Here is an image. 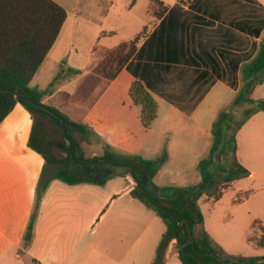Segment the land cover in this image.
Listing matches in <instances>:
<instances>
[{
  "label": "crops",
  "instance_id": "0c3cea01",
  "mask_svg": "<svg viewBox=\"0 0 264 264\" xmlns=\"http://www.w3.org/2000/svg\"><path fill=\"white\" fill-rule=\"evenodd\" d=\"M53 1L65 9L67 17L56 42L35 74L41 72L47 62L56 65L46 88L38 84L32 86L47 90L46 95L55 89L56 83L79 77L87 71L95 60L93 47L96 43L116 34L114 30L105 31L106 22L116 9L128 7L127 10L131 11L143 2ZM162 1L168 5V10L154 23L118 76L108 80L99 73L100 66L110 56V50L103 58L98 57L101 65L93 66L94 71L97 77L107 81H115L124 75L128 89L134 80L141 81L158 104L153 123L162 118L172 124L177 119L185 132V140L200 141L202 136H212L214 120L230 104L240 87L242 65L255 55L257 49L249 57L251 35L248 18L243 8L230 3L232 0ZM255 1L264 9V0ZM145 2L147 14L149 0ZM148 18L147 23L151 20ZM66 27L79 31V34L77 38L70 34L67 40L70 50L58 55L55 50ZM263 36L264 29L258 44ZM62 63L65 69L61 68ZM118 94L112 85L106 86L95 104H100L106 96L115 98ZM44 104L56 107L66 115L56 102ZM103 109L109 110L107 106ZM257 115L263 118L264 111L251 118ZM31 127L30 112L19 103L0 123V264H153L157 244L166 225H162L161 217L155 211L151 213L152 208L132 196L134 182L124 190L128 198L122 201L115 199V192L106 189L105 183L68 184L52 179L38 203L32 230L28 229L36 206L38 183L46 167L42 156L28 146ZM205 149V146L200 149L192 147L190 155L200 157ZM170 150L163 166L171 159L173 149ZM262 156L257 171L247 168L250 171L247 179L257 180L258 187L264 189V153ZM46 171L48 178L57 172L51 166ZM261 183L263 186H259ZM253 192L252 184L248 185L237 193L240 199L235 197L232 206L247 203ZM222 199L216 202L202 199L199 203L206 207L208 214L206 219L200 205L205 229L227 251L225 243L231 236L227 232L230 228L225 225L224 216L212 217V211ZM127 208L135 212L130 213ZM124 210L128 213H122ZM256 224L264 227L258 218L252 219L243 233L246 241ZM27 233L31 234L28 240L25 238ZM26 242L30 245L28 249ZM170 246L176 247L175 239L170 241ZM167 256L163 255V264H182L178 255V261H175V256L168 261Z\"/></svg>",
  "mask_w": 264,
  "mask_h": 264
},
{
  "label": "trees",
  "instance_id": "16d2710c",
  "mask_svg": "<svg viewBox=\"0 0 264 264\" xmlns=\"http://www.w3.org/2000/svg\"><path fill=\"white\" fill-rule=\"evenodd\" d=\"M167 10L164 1L149 0L147 14L151 20L138 34L119 46L114 56L106 58L99 68L105 79L113 80L118 76L154 23ZM66 17L65 9L53 0H0V123L18 103L30 112L32 127L28 146L42 156L46 166L38 183L39 200L52 179L68 184L95 181L88 177L95 176L94 172L83 171L84 177L73 176L72 166L111 170L106 178L129 173L135 183L132 196L152 208L166 224L153 264H163L164 250L173 239L182 264H264V255L230 254L219 245L205 229L199 203L202 199L220 200L233 183L250 175L237 156V133L254 114L264 111V99L252 96L255 88L264 83V36L255 55L240 69V87L234 98L212 124V144L207 156L199 162L203 180L196 185L164 189L156 186L153 179L168 160L167 149L153 159L121 154L108 147L101 155L88 157L83 144L90 142L93 129L71 120L56 107L44 104L47 90L30 86L56 42ZM129 96L140 108L142 126L148 129L157 117L156 100L139 80L132 82ZM52 165H61L62 169L48 178L46 168ZM212 165L217 166L218 172L209 175L207 169ZM115 168L121 169L122 173L117 174ZM104 181L102 178L96 182ZM164 190H170L171 195H166ZM39 200L28 226L30 231L38 214ZM252 230L260 234V241L255 245L264 248V227L256 224ZM26 237L30 239L31 234L27 233ZM247 240L255 239L247 237Z\"/></svg>",
  "mask_w": 264,
  "mask_h": 264
},
{
  "label": "rangeland",
  "instance_id": "374dc122",
  "mask_svg": "<svg viewBox=\"0 0 264 264\" xmlns=\"http://www.w3.org/2000/svg\"><path fill=\"white\" fill-rule=\"evenodd\" d=\"M145 1L139 2L131 11L127 10L128 7L116 9L105 25L106 32L114 30L116 34L96 43V46L93 47L95 49L93 56L95 60L90 63L87 71L79 77L56 83L55 89L50 90L44 96L43 101L49 102V104L56 102L63 108L71 120L86 123L93 128L90 142L83 144V151L86 156L101 155L104 149L108 147L121 154L138 155L143 158L153 159L160 156L164 149H167L169 153L170 149H173L169 163L159 169L153 179V183L162 186L160 188L164 189L170 186L184 187L196 185L203 180L199 162L207 156L208 149L212 144V136H202L200 141H187L185 140V132H183L181 126L177 123V119H174L171 124V122L159 118L148 129L144 128L140 120V108L134 105L129 97V89L127 83L124 81V75H121L115 81H107L97 77L94 71L93 66L97 67L98 64L101 65V60H98V57L101 56L103 58L107 50H110V55L114 56L118 47L134 37L140 31L142 24L147 23L149 18L146 14ZM165 1L170 3V0ZM230 3L238 8H243L247 15L251 35L249 52V57H251L257 49L259 35L264 29V9L255 0H232ZM70 34H73L77 38L79 31L66 27L63 30V36L55 53L58 55L68 53L70 46L67 40ZM90 48L91 45L88 49ZM55 68L56 65L47 62L43 70L35 75L30 86L38 84L46 88ZM61 68H66L64 63L61 64ZM110 85L118 90V96L115 95V98L106 96L104 101L96 105L98 96L106 86ZM253 97L264 99V84L256 87ZM103 106H107L109 110L103 109ZM259 118L261 119L260 122H258ZM237 144L239 161L250 171H257L258 164L262 162V155L264 153V117L262 118V116L257 115L255 118H251V121L238 132ZM202 146H205L206 149L201 153L200 157L196 158L190 155L192 147L200 149ZM51 169L59 171L62 169V166L53 165ZM70 169L73 176L84 177L85 175L75 166H72ZM114 170L117 174L122 173L121 169L115 168ZM216 172H218L216 165H212L207 169V174L209 175H213ZM122 174V176L115 175L109 178H106V176L102 178H105L103 183H105L106 189L113 190L112 192L115 193L118 191L117 194L113 193V196L116 195L115 199L123 201L128 198L124 190L128 189L129 184L134 181L129 173L123 172ZM88 177L95 179L96 175L92 174L88 175ZM250 184H252L254 192L248 202L232 206L231 203L235 197L240 199L237 193L244 191ZM259 186H263L262 183ZM164 193L171 195L170 190H164ZM38 196L36 195V199L39 200ZM38 203H40V200ZM200 205L207 219L206 207L201 203ZM127 210L130 213L135 212L128 208ZM127 210L122 211V213L127 214ZM151 213L154 214V210ZM212 214V217L224 216L226 219L225 225H228L230 228L227 232L231 236L228 237V243H225L227 251L245 256L264 255V248H257L255 245V243L260 241L259 231L251 230L248 234V237L255 239V242L246 241L245 234H243L248 223L254 218H258L264 224V189L258 187L257 180L251 181L245 178L236 181L225 191L223 199L214 212L212 211ZM160 221L165 227L166 224L163 219L160 218ZM207 225L209 226L210 223ZM25 238L28 240L27 237ZM161 241L162 239L157 244V250ZM262 243L264 246V239ZM26 246L28 249L30 246L28 242H26ZM164 252L166 255L168 254L166 257L168 261H172L173 256H175V261H178V251L175 246L169 247V244L166 245ZM25 257L28 258L27 256Z\"/></svg>",
  "mask_w": 264,
  "mask_h": 264
},
{
  "label": "water",
  "instance_id": "95a60500",
  "mask_svg": "<svg viewBox=\"0 0 264 264\" xmlns=\"http://www.w3.org/2000/svg\"><path fill=\"white\" fill-rule=\"evenodd\" d=\"M98 156V155H97ZM89 170V169H88ZM111 173V170H104V168H100L99 169V172L96 174V178H102V177H105L107 174H110ZM94 179L95 181H97V179Z\"/></svg>",
  "mask_w": 264,
  "mask_h": 264
},
{
  "label": "flooded vegetation",
  "instance_id": "af4514ba",
  "mask_svg": "<svg viewBox=\"0 0 264 264\" xmlns=\"http://www.w3.org/2000/svg\"><path fill=\"white\" fill-rule=\"evenodd\" d=\"M76 168H78V169H80L79 167H76ZM101 168V167H100ZM100 168H96V167H86V168H81L80 170L83 172V171H86V172H88V173H92V172H94L95 173V175L99 172V169ZM103 168V167H102ZM89 169V170H88Z\"/></svg>",
  "mask_w": 264,
  "mask_h": 264
},
{
  "label": "built area",
  "instance_id": "2783aa9c",
  "mask_svg": "<svg viewBox=\"0 0 264 264\" xmlns=\"http://www.w3.org/2000/svg\"><path fill=\"white\" fill-rule=\"evenodd\" d=\"M37 264H41V263H37Z\"/></svg>",
  "mask_w": 264,
  "mask_h": 264
}]
</instances>
